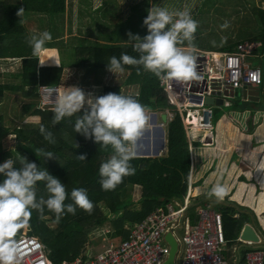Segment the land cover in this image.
Returning <instances> with one entry per match:
<instances>
[{
  "label": "trees",
  "instance_id": "16d2710c",
  "mask_svg": "<svg viewBox=\"0 0 264 264\" xmlns=\"http://www.w3.org/2000/svg\"><path fill=\"white\" fill-rule=\"evenodd\" d=\"M145 2L148 3V0ZM146 5L145 3L141 4V6L148 7ZM253 5L257 17L258 35L250 39L262 41V47L258 51L264 56V8L256 6L254 3ZM21 7L24 8V12L22 17H19L17 11ZM66 10V0H0V59L13 58L22 61L21 71L16 74L18 82L0 81V105L8 101L10 96L15 95L16 101L21 99L23 102L16 112L19 118L17 122L11 121L6 124L5 116L0 113V164L9 157L16 160L20 155L25 156L29 162H35L41 169L46 168L50 174L61 180L69 194L65 204L74 203L70 197L72 189L84 188L94 205L91 213L76 207L74 215L66 213L58 222L55 213L46 207L43 213L35 210L32 212L27 222L28 233L38 236L45 243L49 257L54 263L73 259L85 251L87 248L85 243L89 234L100 231L104 225L109 224L110 226L107 231L110 238L126 239L130 235V230L127 227L141 222L157 208H166L170 202L183 204L191 190L194 167L183 119L180 113L176 112L174 118L166 125L167 152L155 157L136 155V158L131 161L136 168V173L124 177L122 183L114 190L105 191L102 189L99 167L112 155V148L109 146L105 149L92 140H86L80 133H75V121L79 115H83V110L72 117H65L59 124L53 126L54 114L51 109L55 105L42 104L40 88L43 85H60L63 69L69 67V69L75 70L73 79L81 78L82 83L92 91L89 87L92 84V80H89V73L97 74L107 71V62L112 56L119 58L121 53H127L138 58L139 54L133 51L128 41L90 42L92 36L87 32L84 34L88 35V38L81 35L78 37L77 45L59 51L61 59L59 66L48 64L46 56L42 63L43 49L50 48L52 45L50 42L46 43L39 56L33 55L32 47L27 42V38L31 34L24 23L25 17L30 14H39L52 20L58 15L64 14ZM144 11L133 10L134 15H131L141 18ZM147 15L146 11L145 17ZM131 18L129 15L122 20L119 25L120 32L133 26ZM51 34L53 35L54 32L51 31ZM238 42L240 40L214 50L234 51ZM44 54H49L52 62H55L54 64L59 63V55L55 49L49 52L45 50ZM66 54L71 55L67 57ZM121 74L124 75L123 82L104 85L101 95L108 92L131 95L149 110L164 111L171 107L172 104L168 101L166 91L161 85V77L144 70L142 66L138 71L137 66L131 65H124V71ZM2 77L3 74H0V79ZM96 83L101 82H93V84ZM80 87H84L85 92H90L81 84ZM62 88L63 86H60L59 89L62 90ZM95 88L96 86L93 89ZM127 88H131L132 91ZM260 100L254 102L251 109L253 114L258 110H264V104L258 105ZM2 108L4 109V107ZM211 109L214 116L213 106ZM244 110L246 109L244 108ZM31 116L37 118L36 122L27 120ZM41 124L53 133L55 143H49L44 139L39 130ZM250 130H252L251 126ZM8 134L15 135L14 146L6 147L4 145V139ZM74 142L79 143L80 147L74 148ZM34 149L50 151L54 153V158H43L42 155L38 157ZM81 154H86V160L78 158ZM16 167L19 165L17 164ZM3 179V174H0V181ZM136 185L141 187V195L137 200L133 194ZM36 190L38 199L41 196L46 199L49 195L44 182H38ZM204 201V198H200V202L197 203L199 205L206 204L207 201ZM210 203L222 213L225 234L228 239H236L239 236L247 219L255 222V212L246 206L236 202L228 203V200L217 201L216 198H213ZM193 206H197V204L194 203ZM45 215H50V218L47 219ZM50 221L57 226L51 227ZM22 229L23 227L18 233H22ZM262 247L263 245H261Z\"/></svg>",
  "mask_w": 264,
  "mask_h": 264
},
{
  "label": "clouds",
  "instance_id": "9594fccd",
  "mask_svg": "<svg viewBox=\"0 0 264 264\" xmlns=\"http://www.w3.org/2000/svg\"><path fill=\"white\" fill-rule=\"evenodd\" d=\"M23 12L24 8L21 7L17 15L22 17ZM143 25L147 28V34L143 37L131 31L127 33V41L133 51L139 54L138 58L127 53H121L119 58L112 56L107 62L108 71L122 73L124 65H131L137 66L138 71L142 66L144 70L166 80L192 81L200 78L194 44L199 23L193 19L189 8L170 11L167 7L153 5L148 9ZM221 27H229V22L225 21ZM52 39L51 33L45 30L30 35L27 42L32 47L33 55L39 56L45 44ZM225 41L226 37H222V42ZM53 92L49 89L51 95ZM53 105V126L83 110V115H79L75 121V133H80L86 140H92L105 149L109 146L112 148V155L99 167L100 183L105 191L114 190L124 177L136 173L131 161L139 155L136 145L144 130L163 128L165 131L167 123L172 120H169L168 110L174 115L176 113L173 104L163 112L149 110L131 95L108 92L96 96L77 86L63 87L56 93ZM163 114H166V120L158 122V117ZM153 115L154 121L151 123ZM39 130L45 140L55 143L53 133L43 124ZM73 147L79 148L80 145L74 142ZM34 151L38 157L54 158V153L50 151ZM78 158L86 160V154ZM17 164L19 167H16ZM0 174L4 177L0 181V264H21L20 247L15 237L27 224L34 210L43 213L46 207L55 213L58 222L66 213L74 215L76 207L89 213L94 208L84 188L72 189L70 197L74 203L65 204L69 194L61 180L46 168L41 169L35 162H29L25 156L20 155L16 160L10 157L6 159L0 164ZM38 182L45 184L49 194L46 199L43 196L37 198ZM227 195L228 188L220 182L208 193L209 198L215 197L217 201H223Z\"/></svg>",
  "mask_w": 264,
  "mask_h": 264
},
{
  "label": "built area",
  "instance_id": "2783aa9c",
  "mask_svg": "<svg viewBox=\"0 0 264 264\" xmlns=\"http://www.w3.org/2000/svg\"><path fill=\"white\" fill-rule=\"evenodd\" d=\"M261 47L262 41L244 39L238 42L234 51L196 48L197 71L200 76L198 80L162 78L161 85L166 91L167 99L182 116L193 157L200 145H211L216 141L215 137L208 134L213 129V113L205 102L206 98L213 96L214 91L223 93L227 88L238 90L260 87L262 84L261 66L249 62V57H263L258 51ZM49 89L54 90L52 95ZM56 91L57 86H41V99L47 101H42V104H55L53 99ZM199 106L202 112L199 111ZM168 114L169 120L174 118V112L168 110ZM190 116L194 119L196 117L198 126L188 121ZM205 136L208 141L203 140ZM261 166L264 170V164ZM192 206L190 191L183 204L175 205L170 202L166 208H157L141 222L127 227L130 230L128 238L110 239L104 244L103 251L97 254L90 255L86 250L81 255L60 263L53 262L47 246L38 236L22 233L15 237L20 247L21 264H163L170 251L165 239L168 232L174 235L179 247L182 245L179 264H228L224 255V245L228 239L224 232L222 213L210 203L190 209ZM191 212H195L194 220L190 218ZM246 243L251 245V241ZM245 258L243 264H264V251L260 248L250 249Z\"/></svg>",
  "mask_w": 264,
  "mask_h": 264
},
{
  "label": "rangeland",
  "instance_id": "374dc122",
  "mask_svg": "<svg viewBox=\"0 0 264 264\" xmlns=\"http://www.w3.org/2000/svg\"><path fill=\"white\" fill-rule=\"evenodd\" d=\"M145 1L146 0H66L67 10L65 14L58 15L57 19L50 20L48 18H44L39 14H30L28 15V17H25L24 22L29 29V34L31 35L39 34L40 32H43L45 30L51 32V27L56 24V26H58L56 27L58 33L55 37H53L51 41L52 46H50V49L46 48V51L49 52L50 50L55 49L58 53L60 50H64L65 48H72V45H77L79 36L83 35L84 37L87 36L85 38H88L89 36L84 34L87 33L85 32V30L91 32V30H93L95 26L102 28V34L105 36L98 37V32H93L95 36L99 38L97 39L93 35V33H89L90 36L94 38H91L90 42H110L111 38L106 40V38L108 37L107 35L111 34V32H116L115 28H117V26L122 23V20L129 14H131L133 10H140L141 8H143L141 4L145 3ZM253 3L256 6H262L264 8V0H172L170 4L166 0H148V3L145 4L149 6V9L153 5H155L167 7L170 11L180 10V7L181 10H184L186 7L189 8L192 15H194L193 19H195L199 23L194 40L196 48L200 50H214L228 44H233L234 42H237L241 39H250L258 35V23ZM136 4L137 8H135ZM146 8L147 7H145L144 9L146 10ZM146 11L148 13V10ZM225 21L229 22V27L222 28L221 25H223ZM222 37H226L225 42H222ZM104 39L105 42L102 41ZM124 40V37L119 38V41ZM213 41H215V44H213ZM86 42L89 43L88 41ZM66 55L68 57L71 54ZM45 56L47 59V63H55L52 62V58L49 54L46 55L44 53H42V62H44L43 58ZM249 62H251L252 65L261 66L264 74V57H249ZM21 67L22 61L20 59H0V74H3V79L1 78L0 81L3 80L5 82L12 83L18 82L19 79L16 74H19V72L21 71ZM73 76L75 77V70H73V68L69 69V67H65L63 69L60 85L63 87H80L81 84L82 86H85L86 89H88L86 87V84L82 83L81 78L73 79ZM89 80H92V84L89 85L92 91L88 89L90 91L89 93L99 96L102 93V88L104 85L113 82L122 83L124 80V75L121 73L113 74L107 70L105 72H100L97 74L89 73ZM97 81H100L101 83L93 84V82ZM94 86H96L95 89H93ZM59 88L60 86L58 85V91H56V93H59L61 91ZM80 88L83 89L84 87ZM127 90L132 91L131 88H127ZM261 91L262 96L260 102L258 103V105L260 106L264 104V83L261 85ZM15 96H10V99H8V101L0 105V113L5 116L4 121L6 124H9L11 121L17 122L19 120L16 112L20 109L23 102L21 99H17L16 101ZM55 96L53 99L54 103ZM42 101L47 103L46 100L42 99ZM253 104L254 102L245 101L240 96H225V104H216L213 106V129L208 131V134L212 138L215 137L216 133L218 132V123L221 119L222 121L233 119L235 122L234 124L239 126H244L246 122L249 126L247 130L251 131L250 126L251 128H254V122L251 115H254L256 113H252L251 109L253 107ZM2 107H4L5 110ZM244 108L246 110H244ZM198 109L200 112H202L200 106ZM224 117L225 119H223ZM158 118V122H161V117L159 116ZM27 120L29 122H36L37 118L31 116ZM153 121L154 115L150 118V122L152 123ZM159 125L160 124H158L157 126ZM166 130L167 128L165 127V131ZM146 134L147 133L144 130L142 136L137 142L138 146L136 147L141 151L150 149ZM158 134H160V132L157 129V136L155 140L156 145H153V147L156 148L158 152L156 150L155 153V149H152L150 151V154H142L141 156L155 157L159 156L160 154L163 155L167 152V148H164L162 146L161 139L159 138ZM15 138L16 137L14 134H8L4 139V145L6 147L14 146ZM165 143V146H167V140ZM262 168L263 166H261L260 169ZM194 183H196V181ZM204 185H206L205 181L203 182L202 187ZM133 194L135 200H137L141 195V187L136 185ZM175 205L178 204L175 203ZM45 217L49 219L50 215H45ZM49 225L53 228L57 226V224H53L52 221L49 222ZM25 226L23 227L22 232H28V229ZM109 228L110 226L109 224H107L104 225L100 231L91 232L85 245L88 244V247L92 246L91 244H89L91 241L93 244L99 243V245H96L94 248H96L97 246L99 247L101 244L99 238V234H101L100 232H106ZM181 248L182 245L180 244V250ZM176 262H179L178 256Z\"/></svg>",
  "mask_w": 264,
  "mask_h": 264
},
{
  "label": "crops",
  "instance_id": "0c3cea01",
  "mask_svg": "<svg viewBox=\"0 0 264 264\" xmlns=\"http://www.w3.org/2000/svg\"><path fill=\"white\" fill-rule=\"evenodd\" d=\"M166 1L169 4L172 2V0ZM148 7L146 8V10L149 9ZM144 8L145 7L143 6L141 10L144 11ZM146 10L144 11L143 17L141 18L133 17L131 14L134 15V13L131 12V14L129 15L132 17L131 22L133 26L128 27L124 32H120V28L119 26H117V28H115L116 32H111V34L107 35L108 37L106 38V40L111 38L110 42L116 43L121 42L119 41L120 37H124L125 40H128L127 33L129 31H132V33L134 34L138 33L141 37L146 35L147 28L143 25ZM129 15L127 17H129ZM55 19H57V17ZM56 27L58 26L54 24V26H52L50 29V31L54 32L53 35L51 34L52 37H55L58 33ZM85 32L88 31L85 30ZM93 32H98V37L105 36L102 34V28L98 26H95L89 33ZM94 33L93 35L95 36ZM92 39L94 38L92 37ZM125 40L122 42H127ZM102 41L105 42V39ZM128 43L130 42L128 41ZM44 49L46 50V48ZM60 63L61 59L59 55V63L52 65L59 66ZM160 117L163 120L162 115ZM252 118L254 122V128H252L251 131L247 130L249 126L246 122L244 126H239L234 124L235 122L233 119H229L227 121H222L221 119L218 123V132L215 135L216 141L211 145H200L198 148H196V153L193 159V165L195 168L193 167L191 177V206L194 203L199 205L197 202H200V198H204L207 203H210V201L215 197L209 198L208 193L217 182H220L228 188V195L224 198V200H228V203L236 202L239 205L246 206V208L248 207L255 212V222H251L247 219L242 227V230L244 229L245 225H251L258 234L259 241H251V245H247L246 242L248 241L241 238L242 230L240 231L239 236L236 239H228L226 237L228 239V242L224 245V255L227 259L228 264H243L246 259L245 255L248 250H250V248H260L264 251V170L263 168L260 169L261 165L264 164V110L256 111ZM223 119H225V117ZM157 129L158 128H153L149 130V134L147 133L148 130H145V132L147 133L146 136L150 145V150L156 149L153 147V145H156L155 140L157 136ZM159 129L158 131L160 132V134H158V136L160 139H162L163 136L161 130ZM205 141L208 140L205 139ZM136 146H138V144ZM164 148L167 147L165 146ZM195 181L196 183H194ZM204 181L206 182V185L202 187ZM211 205L213 206V204ZM193 208L194 207L192 206L190 209ZM190 215V218L194 220L195 212H191ZM192 220L191 222H193ZM25 227L28 229V224H26ZM107 231L100 232L101 234H99V238L101 244L99 247L97 246L96 248H94L96 245H99V243L93 244L90 241L89 244H91L92 246L88 247L87 244V248L85 249V251L88 250L90 255H94L103 251L104 244H106L108 240L113 239L107 235ZM22 233H17V236L21 235ZM261 245H263L262 248ZM85 251H82V253ZM181 252L182 251L179 247L177 254L179 261ZM82 253H80L79 255H81ZM176 264H179V262H176Z\"/></svg>",
  "mask_w": 264,
  "mask_h": 264
},
{
  "label": "water",
  "instance_id": "95a60500",
  "mask_svg": "<svg viewBox=\"0 0 264 264\" xmlns=\"http://www.w3.org/2000/svg\"><path fill=\"white\" fill-rule=\"evenodd\" d=\"M222 96H230V97H241L243 100L245 101H252V102H258L260 100V96H261V88L260 87H247L244 89H238V90H233V89H225L223 93H221V91L218 92H213V96L207 97L206 98V104L207 105H219V104H224V99ZM163 120H166V114L162 115ZM161 133H162V139H161V144L163 147H165V131L163 128H160ZM147 133L149 134V130L147 131ZM155 149V153H156ZM150 149L146 150V151H141L138 149H136V153L139 155L142 154H150ZM158 152V150H157ZM159 154V153H158ZM241 238L243 240L246 241H253V242H258L259 241V237L258 234L256 233L255 229L247 224L245 225L244 229L242 230L241 233ZM165 239L167 241V243L170 246V251L169 254L167 256V259L165 260V262L163 264H176V257L178 254V250H179V243L176 240V238L174 237V235L171 232H168L165 235Z\"/></svg>",
  "mask_w": 264,
  "mask_h": 264
},
{
  "label": "bare ground",
  "instance_id": "6f19581e",
  "mask_svg": "<svg viewBox=\"0 0 264 264\" xmlns=\"http://www.w3.org/2000/svg\"><path fill=\"white\" fill-rule=\"evenodd\" d=\"M102 80V79H101ZM230 105V104H229ZM192 124H194L195 126H198V123L196 122V117L194 119L193 116H190L189 120ZM196 123V124H195ZM205 139H207V137L205 136V138L203 139L205 141Z\"/></svg>",
  "mask_w": 264,
  "mask_h": 264
}]
</instances>
